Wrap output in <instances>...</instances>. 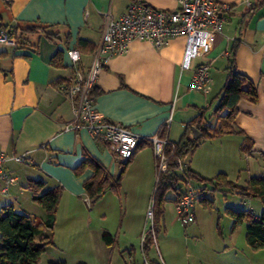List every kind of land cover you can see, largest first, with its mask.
<instances>
[{
  "label": "crops",
  "instance_id": "obj_1",
  "mask_svg": "<svg viewBox=\"0 0 264 264\" xmlns=\"http://www.w3.org/2000/svg\"><path fill=\"white\" fill-rule=\"evenodd\" d=\"M131 1L0 0L3 23L22 28L29 24L55 25L50 30L61 34L68 30L71 37L68 46L62 39L52 41L44 35L34 37L37 46L15 47L0 43V150L24 154L27 158L23 163H6L5 168L16 180L7 193L0 192V210L12 204L17 211L43 220L45 212L32 199V192L26 187L28 179L44 180L45 189L55 185L63 188L57 220L51 231L54 244L47 246L41 257L60 247V234H56L60 218L68 234L69 231L73 234L71 227L84 215L90 219L92 208L83 182L92 175V170L87 168L80 174L74 170L84 154L91 155L112 175L120 171L121 160L107 141L93 136L84 126L66 128L74 121L79 99L77 94L69 93L74 74L66 51L69 47L79 49V67L86 74L108 17L117 18ZM140 1L157 9L179 7L176 0ZM216 1L228 5L221 13L222 32L216 36L209 54L194 60L190 68H182L186 38L179 35L159 48L148 41L135 40L126 54L110 57L97 72L94 85L99 93L92 99L95 111L110 122L129 127L140 137L119 187L125 220L122 219L117 230H122L127 238L141 237L147 208L154 200L155 187L152 194L151 188L157 175L155 157L146 138L158 133L168 122L164 126L165 135L170 141H178L186 124L221 90L231 60L239 72L255 83L258 91L256 102L241 99L238 103L235 127L243 135L232 133L203 139L183 163L208 179L224 173L234 181L233 175L241 176L244 171L245 183L252 176H264V2L246 15L260 0ZM79 39L88 41L94 50L87 45L78 47ZM59 50L63 52L62 65L55 66L51 59ZM204 60L210 62L211 81L207 91L194 90L190 88L191 77ZM194 129L199 132L193 128L192 137ZM244 136L247 141L243 140ZM243 145L249 151L243 149ZM126 181H130L132 192L125 188ZM198 189V200L203 203L206 189ZM174 198L175 195L169 199L173 200L176 210ZM165 199V204L170 202L166 196ZM128 205L136 208L137 214L132 213V219L126 217ZM175 220H179L178 215ZM86 225L87 238L112 247L116 236L110 227L101 225L91 229L89 221ZM103 233L107 234L109 244L103 239ZM130 246L132 248L125 250L135 257L136 249Z\"/></svg>",
  "mask_w": 264,
  "mask_h": 264
},
{
  "label": "trees",
  "instance_id": "obj_2",
  "mask_svg": "<svg viewBox=\"0 0 264 264\" xmlns=\"http://www.w3.org/2000/svg\"><path fill=\"white\" fill-rule=\"evenodd\" d=\"M264 0L254 4L246 13L260 6ZM55 25L41 26L29 24L22 28L20 26L8 25L2 22L0 15V28L9 32L15 39V47L37 46V39L41 35L52 41L63 40L66 46L70 42V31L63 34L58 30H50ZM89 46L91 44L83 39H79L77 46ZM236 44L233 45V51ZM63 52L57 51L52 57L51 63L55 66L62 65ZM74 74V71H73ZM99 92L95 85L88 91L89 97H94ZM258 98L257 86L246 75L239 72L234 61L231 60L227 67L226 80L219 91L213 97L207 107L201 108L200 113L193 120L188 122L181 138L176 142H171L166 146L168 153V168L162 173L158 182L155 183L154 191V232L160 227L161 219L164 216L165 193L172 189L175 193L174 201L185 192L186 181L193 180L203 183V189L207 184H212L214 188L227 186L236 190L242 198H258L264 206V176H252L245 185L237 184L227 178L224 173L217 174L214 178H203L197 175L190 167H185L181 173L179 171L180 160H184L200 144L201 140L219 137L226 134L239 133L241 130L235 127V119L238 114V103L241 99H248L256 102ZM165 125L158 132L160 137H165ZM193 128L199 129L200 135L195 138L191 136ZM244 141L247 137L244 136ZM243 149L246 146H242ZM249 151V148H246ZM131 158L121 161L120 171L117 175L110 174L102 164L85 153L84 158L78 166L74 168L76 174L82 173L90 168L92 175L84 180L83 187L92 205L101 199L108 191H117L121 184V179L125 173L127 164ZM46 183L41 179L29 178L27 188L32 192V199L37 202L45 212V218L39 219L25 212L17 211L12 204L4 205L0 210V264H38L42 253L46 247L53 245L51 231L56 222L57 210L63 188L55 185L46 188ZM226 212L232 218V229L240 224H246L245 239L247 244L253 249L264 248V209L257 214L252 209H232L227 207ZM103 239L109 244L107 234L103 233ZM152 234H148L145 242V250L148 252L152 246ZM48 264H69L63 260H49ZM76 264H87L78 262Z\"/></svg>",
  "mask_w": 264,
  "mask_h": 264
},
{
  "label": "built area",
  "instance_id": "obj_3",
  "mask_svg": "<svg viewBox=\"0 0 264 264\" xmlns=\"http://www.w3.org/2000/svg\"><path fill=\"white\" fill-rule=\"evenodd\" d=\"M176 1L179 3V7L170 10L157 9L140 0H133L128 3L126 9L117 18L108 17L101 42L96 49L89 71L87 75L85 74V84L69 86V93L77 94L79 99L75 108L74 121L66 128L86 127L93 136L107 141L121 161L134 155L140 137L129 127L101 117L95 111L93 100L89 97L88 91L104 63L112 56L126 54L131 43L135 40H145L159 48L166 44L170 38L184 35L186 44L181 64L184 69L190 68L194 60L209 54L216 36L222 32L224 19L221 13L228 8V5L216 0ZM0 43L15 46V39L7 30L0 28ZM66 52L69 65L80 81L83 74L79 69L80 51L76 47H69ZM210 81V62L204 60L196 66L191 77L190 88L207 91ZM167 124L168 122L164 125L167 126ZM146 139L155 157L156 182H158L160 175L168 168L169 156L166 146L173 141H170L167 136L160 137L158 133L150 135ZM8 161L23 163L27 161V158L24 154L7 153L0 150V192L2 193H7L16 180L5 168ZM184 168L183 160H180L179 171L182 173ZM190 181L189 179L186 181L185 192L176 202L178 219L184 225L195 219L194 207L200 191ZM153 216L154 202L152 200L146 211V220L140 237L142 256L137 259L128 252V264H163L150 258L144 248L148 234H152L153 243L155 242Z\"/></svg>",
  "mask_w": 264,
  "mask_h": 264
},
{
  "label": "rangeland",
  "instance_id": "obj_4",
  "mask_svg": "<svg viewBox=\"0 0 264 264\" xmlns=\"http://www.w3.org/2000/svg\"><path fill=\"white\" fill-rule=\"evenodd\" d=\"M80 69V67H79ZM89 71V70H88ZM88 73V72H87ZM86 73V75H87ZM86 75L82 74L80 81L74 75L72 84L83 86ZM85 76V77H84ZM245 171L238 176L233 175V182L245 185ZM156 176L153 179L155 187ZM193 184L202 188L201 182L192 181ZM130 181H126L125 188L132 192ZM120 189V188H119ZM109 191L101 199L91 205L90 219L84 215L82 220H78L71 227L73 234L65 232L62 218L57 223V232L61 240L60 247L54 249L53 253L41 257L38 264H48V259H65L69 264H76L80 261L87 264H126V247L132 248L136 252L135 257L141 258L140 236L132 238L125 235L122 230L118 232V226L122 219L125 220L121 207V190ZM205 201L197 199L195 202L196 216L193 222L184 225L179 220H175L177 215L172 198L174 190L166 191L167 202L165 204L166 213L161 219L160 227L155 233V242L148 251V256L163 264H264V248L253 249L245 239L246 224H240L232 229V218L226 212V208L232 209H252L259 214L264 206L258 198L246 197L227 186L214 188L212 184H207ZM135 209L128 205L126 217L133 218ZM57 220V219H56ZM87 221L89 227L97 228L105 225L111 228L116 236L115 242L109 248L106 245H99L95 239L86 237ZM56 223V222H55ZM145 223V222H144Z\"/></svg>",
  "mask_w": 264,
  "mask_h": 264
},
{
  "label": "water",
  "instance_id": "obj_5",
  "mask_svg": "<svg viewBox=\"0 0 264 264\" xmlns=\"http://www.w3.org/2000/svg\"><path fill=\"white\" fill-rule=\"evenodd\" d=\"M193 136H194L195 138H197V137L199 136V132H198V130L194 129V134H193Z\"/></svg>",
  "mask_w": 264,
  "mask_h": 264
}]
</instances>
